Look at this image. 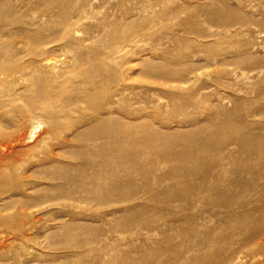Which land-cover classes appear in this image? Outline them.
<instances>
[{"label": "rangeland", "instance_id": "rangeland-1", "mask_svg": "<svg viewBox=\"0 0 264 264\" xmlns=\"http://www.w3.org/2000/svg\"><path fill=\"white\" fill-rule=\"evenodd\" d=\"M0 264H264V0H0Z\"/></svg>", "mask_w": 264, "mask_h": 264}, {"label": "bare ground", "instance_id": "bare-ground-1", "mask_svg": "<svg viewBox=\"0 0 264 264\" xmlns=\"http://www.w3.org/2000/svg\"><path fill=\"white\" fill-rule=\"evenodd\" d=\"M45 65H47V66H50V65H53V61H52V59H47L46 61H45ZM36 126L33 128V130L31 131V135H30V137L32 138V137H39V134H37L36 133ZM32 140V139H31ZM111 193V192H110ZM105 196V195H104ZM93 201V200H92Z\"/></svg>", "mask_w": 264, "mask_h": 264}]
</instances>
